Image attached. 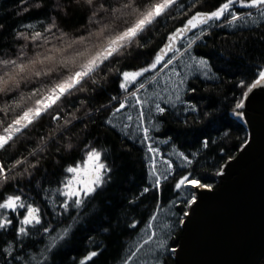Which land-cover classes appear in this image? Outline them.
Listing matches in <instances>:
<instances>
[{
    "label": "snow or ice",
    "instance_id": "obj_1",
    "mask_svg": "<svg viewBox=\"0 0 264 264\" xmlns=\"http://www.w3.org/2000/svg\"><path fill=\"white\" fill-rule=\"evenodd\" d=\"M4 14L0 264H97L110 247L101 264H167L200 193L216 190L202 160L225 155L236 129L237 152L250 143L264 0H13ZM230 32L251 40L218 48L213 34ZM70 129L79 147L49 163ZM85 155L96 174L70 191Z\"/></svg>",
    "mask_w": 264,
    "mask_h": 264
},
{
    "label": "water",
    "instance_id": "obj_2",
    "mask_svg": "<svg viewBox=\"0 0 264 264\" xmlns=\"http://www.w3.org/2000/svg\"><path fill=\"white\" fill-rule=\"evenodd\" d=\"M259 151L225 173L214 192L200 193L183 226L177 264H257L264 254L263 144Z\"/></svg>",
    "mask_w": 264,
    "mask_h": 264
},
{
    "label": "trees",
    "instance_id": "obj_3",
    "mask_svg": "<svg viewBox=\"0 0 264 264\" xmlns=\"http://www.w3.org/2000/svg\"><path fill=\"white\" fill-rule=\"evenodd\" d=\"M12 3H13V0H0V16H3L5 20H7V16L4 14V10L7 9ZM213 35L217 38L216 39L217 47L223 48V49L231 48L233 41H240V43H243L245 37H247V38H249V40H251V34L249 32H236V33L230 32L227 34V40L226 41L221 39V37L223 36L222 33H219V34L214 33ZM212 43H213V41L209 40V45H211ZM131 48H132V51L134 52L135 51V44H133L131 46ZM204 50H207V49H204ZM127 51H128V49H125V52H127ZM124 59H127V57L125 56ZM86 107L87 106H83L82 110H84V108H86ZM169 120H171V117H169ZM242 134L243 133L239 129H236L233 131V134H232L233 138L230 141L226 142V144L229 148V151L225 155H221L218 151L213 150L202 160L203 167H204V169H206V174L208 176V181H206V182H213L217 188L218 186H220L225 181L226 177L224 176V174L221 176H215L214 173L218 169L220 164L226 165V163L228 162L227 161L228 155H231L233 157H235L237 155L238 145L240 142H242L239 139V137ZM82 136H83V133L81 131H77L76 129H70L69 132L66 134L67 138L61 137L59 144L54 143L50 146L49 151H48L49 163L51 162L53 150L55 148L59 147L61 149V151L63 152L64 151V145L65 144H71L72 147L74 149H76L79 147V142H80V139L82 138ZM21 145H23V141H21ZM233 145H235V147H233ZM69 162H71V161L69 160ZM86 162H90L95 167H98L97 158L94 155L93 156L85 155L83 161L77 160L76 164H75V168L72 170V175L67 178L69 181L68 188H69V185L72 183L71 177L73 176L75 178V176H74L75 169H77L80 166H84ZM42 163H43V161H42ZM48 167H49L50 173L54 171L53 165L49 164ZM24 175H25L24 172L21 171V176L23 177ZM104 195L106 197H110L111 193H105ZM116 195L119 196L120 192L117 191ZM164 195H165V197H167L169 195V193L165 192ZM93 203H96V202L93 201ZM143 203L145 205L150 206L152 203V196L149 195L148 197H146ZM97 207L102 208L103 204H98ZM182 233H183V226H182V228H178L174 234L177 244L179 243V240L182 236ZM78 235H82V233H80ZM132 235H135V233H133ZM99 239L106 241V240L111 239V237H99ZM112 247H115V245H113ZM110 252H111V247L109 249V252H106L104 257H101V261L103 259H105L106 257H108ZM177 255H178V250L175 253L174 257L169 256L167 258V264H177ZM101 261H97V264H101Z\"/></svg>",
    "mask_w": 264,
    "mask_h": 264
},
{
    "label": "rangeland",
    "instance_id": "obj_4",
    "mask_svg": "<svg viewBox=\"0 0 264 264\" xmlns=\"http://www.w3.org/2000/svg\"><path fill=\"white\" fill-rule=\"evenodd\" d=\"M250 112V126H245L249 133H252V137L249 145L245 147L233 161H228L225 166L224 174H232L236 171V168H240L248 160L242 158H255L261 152L260 146H264V92L257 90L256 103L252 104ZM261 139L263 140L261 143ZM233 163V164H232ZM229 165V166H228ZM238 166V167H236ZM98 167H95L92 163L86 162L84 166H80L75 169V178L71 177V184L69 185V190H74L79 184L81 187L87 186L93 176L96 174ZM143 226V225H142ZM141 226V227H142ZM257 264H264V254L260 257Z\"/></svg>",
    "mask_w": 264,
    "mask_h": 264
}]
</instances>
